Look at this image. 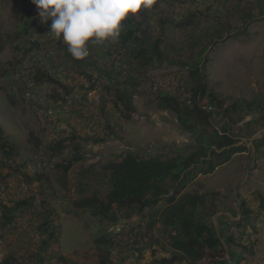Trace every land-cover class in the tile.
Instances as JSON below:
<instances>
[{"label":"rangeland","instance_id":"1","mask_svg":"<svg viewBox=\"0 0 264 264\" xmlns=\"http://www.w3.org/2000/svg\"><path fill=\"white\" fill-rule=\"evenodd\" d=\"M12 1L0 0V42L17 29ZM30 8L37 23L27 34L8 41L0 51V127L18 149V153L8 157L0 152V203L11 206L18 201L25 202L16 210L10 224L3 225L0 218V252L4 259L9 257V264H34L36 253L43 255V264H57L59 255L77 264H99L102 245L95 240L106 234V221H99L87 210L76 209L74 200L80 194L96 193L103 197L107 190L103 166L109 160H118L125 151L145 156L152 151L158 154L160 148L163 153H169L172 144L185 145L190 141L180 130L176 116L159 107L156 96L168 92L178 99L188 98L192 83L188 67L183 63L197 58L199 52L202 51L208 88L219 93L226 104L263 101L264 0H164L157 8H149L146 25L152 27L155 37L161 38L168 57L167 62L152 63L148 67L140 66L133 59L131 52L136 45L131 42L122 45L120 35L115 41H90L89 55L77 61L67 51L63 40L48 32L51 21L42 24L32 2ZM190 14L194 15L190 26L176 27V22H183ZM192 32L202 41L190 49ZM114 61L122 62V70L127 72L118 78L120 81L112 82L111 73L101 72L99 67L109 66L110 62L113 65ZM39 62L45 63L47 68L43 64L38 67ZM37 69L50 70L53 76L59 70L61 79L74 89L69 113L57 118L60 127L57 131H52V119L43 114L41 103L44 98L46 103L59 101L60 95H53L61 94L58 86L35 81L34 96L29 99L21 96L27 78H33ZM83 76L85 81H82ZM123 88L132 93L134 110L127 113L128 118L121 115L123 106L119 104L117 108L114 104L116 92H123ZM92 89L99 95L98 103L87 101V91ZM8 95L15 103L9 102ZM239 113L240 119L233 122L229 133L238 134L237 144L250 150L235 154L211 173L198 174L180 192H216L208 200V212L201 215L202 220H211L216 231L220 226L221 235H233L236 242L244 234L241 242L251 245L254 254L243 251V262L264 264V206H260L264 199V120L259 117L260 112L249 111L247 107ZM210 120L215 127L228 123V119L221 117ZM248 121L254 132L252 136L247 135ZM74 125L79 128L76 127L78 133ZM33 136L39 139V145L34 146ZM71 136L77 139L72 141ZM61 139L66 147L52 156L46 147ZM72 143L80 144L78 151L82 159L74 162L66 174L57 167L52 170V158L55 164L68 161L76 152ZM34 162H41V171L34 167ZM39 172L45 177L37 180L35 176ZM79 187L83 193L78 192ZM164 207L161 201L144 210L140 217L132 212L129 218H123L124 213L119 212V218L125 219L127 224L147 221L146 232L154 234L149 235L151 240L156 238L157 244L161 242L154 249L149 247L146 255L141 252L144 258L173 255L166 246L168 236L155 219ZM243 207L250 209L249 222L239 228L235 222ZM224 211L230 215L222 218ZM44 221L51 222L49 232H53V239L41 246L47 235L39 232L38 226ZM111 237L107 247L113 264H117L119 252L123 250L144 249L142 226L140 231L135 227L130 231L124 228ZM153 244L148 246H155ZM102 250L105 254L104 248ZM200 264L212 262L205 257Z\"/></svg>","mask_w":264,"mask_h":264},{"label":"trees","instance_id":"2","mask_svg":"<svg viewBox=\"0 0 264 264\" xmlns=\"http://www.w3.org/2000/svg\"><path fill=\"white\" fill-rule=\"evenodd\" d=\"M162 1L164 0H155L151 8H157ZM30 3L31 0L12 1V13L17 20V29L15 34L8 35V39L4 38L0 42V51L8 41L17 40L27 34L37 23L31 13ZM148 9L141 7L137 13H129L121 22L120 30V43L122 45L129 42L134 43L136 48L131 52L132 57L140 66L144 67H148L152 63H165L168 57L162 48L161 38L155 37L152 27L146 25L149 19ZM193 17L194 15L190 14L183 22H176V27L181 24L190 26ZM161 23H165V21L161 20ZM219 29L220 27L216 32L219 33ZM192 33L190 49H193L201 40L195 32ZM201 52L188 64L182 62L184 66L188 67L190 83H192L188 89L187 99H178L168 92H160L156 96L159 107L176 116L180 130L187 134L190 141L185 145L172 144L169 153H163L160 148H158L160 150L158 154L157 151H152L151 154L145 156L130 150L125 151L118 160H109L103 166L107 178V190L103 197L96 193L89 196L80 194L73 202L76 209L87 210L99 221H106V234L95 240L97 244L102 245L99 264H113L109 258L110 251L107 247L110 244V239L113 238L107 232V227L119 220V212L124 213L122 214L123 218H129L132 212L140 217L144 210L157 206L161 201H164L165 207L159 211V215H156L155 219L159 220L162 232L167 234L166 246L173 254L169 258H163V262L178 259L185 260L189 264H200L202 259L207 257L212 264H245L242 260L243 251L249 255L254 254L251 245L241 242V237L244 234L241 235V240L236 242L233 235L225 237L221 235L220 226L216 231L211 220L209 222L202 220L201 215L208 212V200L212 195L217 194L216 192H180L198 174L211 173L216 166L229 161L235 154L249 149L243 144H237L238 137H240L238 134L229 133L230 129L232 130L233 122L240 119L239 111L242 108L247 107L249 111L260 112L259 117L264 120V99L263 101L251 100L243 103L233 101L231 104H226L219 93L208 88ZM34 79L36 82H48L58 86L62 91L61 94L57 92L53 95H60V98L62 94L72 91L71 86L62 84L60 80L45 70H38ZM123 90V92L120 90L116 92L114 104L117 108L121 104L124 109H122L123 114L121 113V115L128 118L127 113L134 110L132 93L125 88ZM7 97L11 104L15 103L12 96L8 95ZM206 106H211V110H208ZM233 116H237V118L234 119ZM212 117L226 118L228 123L215 127L210 120ZM246 126L248 127L247 135L252 136L254 132L249 127L250 121L246 122ZM73 135L75 136V134ZM74 136H71L72 141L77 139ZM32 140L34 146L40 144L37 137L33 136ZM71 146L76 152L70 156V160H62L55 165L62 174H66L74 162L82 159V155L78 151L80 144L72 143ZM64 147H66L64 139H61L49 144L46 149L54 156ZM0 152L7 157L18 153L15 143L4 136L1 127ZM43 177H45L43 172H39L35 179L40 180ZM78 192L83 193L82 187H79ZM24 204L23 200L11 206L0 203V218L4 221L3 225L10 224L16 210ZM260 206H264V199H261ZM215 213L216 211L211 215ZM249 214L250 209L243 207L242 214L235 222L239 228L247 225ZM223 217L224 215H222ZM50 225V221H44L38 226V231L47 235L46 238H43L41 246L47 245L48 241L53 239V232H49ZM253 228L255 229V225ZM172 230L175 231L174 236L170 235ZM235 247H238L239 250H236ZM103 248L106 251L105 254H102ZM35 259L34 264L44 263L41 253H36ZM57 260V264H77L64 255L57 256ZM3 264H9V257H5Z\"/></svg>","mask_w":264,"mask_h":264},{"label":"clouds","instance_id":"3","mask_svg":"<svg viewBox=\"0 0 264 264\" xmlns=\"http://www.w3.org/2000/svg\"><path fill=\"white\" fill-rule=\"evenodd\" d=\"M36 6L39 21H51L49 31L67 45L76 60L89 55L88 43L115 41L121 22L129 13L141 7L148 9L155 0H31Z\"/></svg>","mask_w":264,"mask_h":264},{"label":"built area","instance_id":"4","mask_svg":"<svg viewBox=\"0 0 264 264\" xmlns=\"http://www.w3.org/2000/svg\"><path fill=\"white\" fill-rule=\"evenodd\" d=\"M32 54L37 55V53L35 51H32ZM105 63H103V64H105ZM40 64H43L44 65L43 67L47 68L46 64L41 63V62H39L38 67H42V65H40ZM122 68H123V64H122V62H119V61H114L113 65H111V62H110L109 66L105 64V67H99L101 72H106V73L110 72L111 73L110 77H111L112 82L119 80L118 79L119 77H123L124 74H126L127 71L122 70ZM40 69H42V68H40ZM119 69H120V71H119ZM38 70L39 69H37L36 72ZM111 70H113V71L111 72ZM45 71L47 73H49L50 75H52V73H50L51 72L50 70L45 69ZM57 71L58 72L56 74H54L55 75L54 77L57 78L58 80H60L62 82V84L67 85V86H71L69 84H66L65 80L61 79V73L59 70H57ZM84 73H85V71H84ZM117 73H119V74H117ZM35 74L36 73L33 72L32 76L33 75L35 76ZM34 80H35L34 77L31 78V76H29L27 78V81H26L27 86H26V88H24L22 95H21L24 99H29V98L33 97L34 94L37 92L36 91V83ZM82 81H85L84 76L82 78ZM122 86H123V83H122ZM73 90L70 93L62 94L61 95L62 99L60 98V100L57 102L52 101V102L46 103L45 98H44V101H42L41 104H43V106H44L43 114L45 116H47L49 119H52V124H51L52 131H57L60 128L59 123L57 122V118L62 116L64 113H69L68 109L71 107L73 100H74V95L72 94ZM87 101L93 102V103L99 102V95L95 93V90L92 89V90L87 91ZM206 107L208 110H211V106H206ZM71 117L73 119L75 118L72 115H71ZM75 120H76V118H75ZM53 160H54V158H52V166H51L52 170L55 169V165H56L55 162H53ZM34 167L38 168V170L41 169V162H34ZM39 171H41V170H39ZM146 223H147V221L144 222L143 224H140L138 222L127 224L125 219L119 218V220H117V222H115V223H113L107 227V232L111 233V234L117 233L124 228L130 231L132 229V227H135L137 231H140V227L141 226L143 227L144 238H142V241L144 244V249L139 250L138 247H134L133 249L123 250L122 252H119V254H120L119 258L120 259L117 262V264H189L185 260H178V259H175V260L170 261V262H167V261L163 262L162 261L163 258H169V256L167 254H162L160 256L153 257L150 259L142 257L143 255L141 256V252H143V254L146 255L149 247L154 249V247L156 248L159 245V243H161V242H159L157 244L156 238H155V240H151L149 235L152 236L154 234L150 233V232H146L147 231V228H146L147 224ZM152 225H153V223H152ZM141 230H142V228H141ZM170 235L174 236L175 231L172 230L170 232ZM155 237H157V236H155ZM151 242L154 243L153 245H155V246H148L149 243H151ZM3 261H4V255H3V252H0V264H3ZM50 262H52V260Z\"/></svg>","mask_w":264,"mask_h":264},{"label":"crops","instance_id":"5","mask_svg":"<svg viewBox=\"0 0 264 264\" xmlns=\"http://www.w3.org/2000/svg\"><path fill=\"white\" fill-rule=\"evenodd\" d=\"M74 129H75V131H76V133H78V130L77 129H79L76 125H74V126H72ZM76 127H77V129H76ZM223 214H224V216L226 217V215H230V212H226V211H224L223 212ZM226 214V215H225Z\"/></svg>","mask_w":264,"mask_h":264}]
</instances>
